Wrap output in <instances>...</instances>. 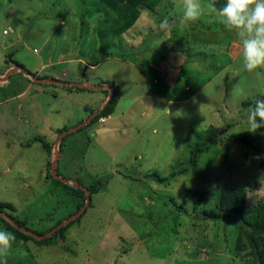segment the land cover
Segmentation results:
<instances>
[{
	"label": "rangeland",
	"instance_id": "374dc122",
	"mask_svg": "<svg viewBox=\"0 0 264 264\" xmlns=\"http://www.w3.org/2000/svg\"><path fill=\"white\" fill-rule=\"evenodd\" d=\"M199 2L203 15L186 24L184 0H0V201L36 232L87 207L50 245L0 219L15 235L0 264H258L249 246L235 249L238 216L205 214L224 186L246 188L249 206L264 199L256 157L217 146L198 175L174 174L189 164L194 129H248L242 101L264 97V66L244 69L237 34L213 0ZM111 84L122 92L114 113L61 142L104 106ZM52 173L100 189L84 199Z\"/></svg>",
	"mask_w": 264,
	"mask_h": 264
},
{
	"label": "trees",
	"instance_id": "16d2710c",
	"mask_svg": "<svg viewBox=\"0 0 264 264\" xmlns=\"http://www.w3.org/2000/svg\"><path fill=\"white\" fill-rule=\"evenodd\" d=\"M104 1V0H102ZM216 5V9L222 8L226 0H213ZM116 9V7H114ZM100 16H104L100 14ZM99 17V16H98ZM107 22L110 21L105 17ZM12 28L8 26V28ZM3 33L5 34V30ZM13 29V28H12ZM93 65V64H92ZM16 66L20 68V71H23L27 75L29 72L21 63L16 61ZM94 66V65H93ZM34 79H46L47 77H42L40 75H33ZM54 79V78H52ZM57 80V79H56ZM39 81V80H38ZM78 86V89H93L90 86H84L81 84H74ZM105 87V86H100ZM117 86L111 84L108 88L111 89V96L108 101L104 104L103 107L97 110L94 116H92L91 121L84 122L80 127H76L73 130H68V128H64L61 132L66 131V135L62 137L60 140L63 142L70 131H81L88 126H92L97 121L112 115L115 111V107L118 104L119 98L121 96L120 89L116 88ZM71 89L74 87L71 86ZM109 93V92H108ZM259 99H264L261 97ZM255 100H243L242 108L246 109L245 113H249L250 109L254 106ZM241 108V109H242ZM245 113H242L245 114ZM66 129V130H65ZM193 134L196 136L197 141L193 145V148L190 152L189 164L186 167L175 170V175H180L187 172H193L195 175H198V167L200 162V157L203 153L211 151L213 148L217 146H221L225 149L226 157H228L230 153V148L232 144H238L244 150L246 156L252 155L256 157L259 165L264 167V128H260L257 132L252 133L247 131V129L232 131L226 135L221 133V128L217 124L212 123L203 133L202 131L193 130ZM194 136V137H195ZM49 148V147H48ZM51 167V166H50ZM55 168V167H54ZM55 183L58 186H63L70 192L75 193L77 196H80L85 199L87 195H91L92 193L98 192L100 189L99 182H94L87 186L85 189L82 188L80 183L74 184L73 187L69 186L64 177L52 173L50 175ZM161 179L165 180L164 177ZM248 190L246 188L235 187V186H224L220 189L219 200L215 209L206 210L205 214L208 218L213 219H222L223 217H231L238 216V235L236 238V246L235 249L237 251L243 250L246 246L251 248L252 255L254 257V261L258 264H264V199L260 200L258 203L253 206H249L248 204ZM177 208L184 209L183 206L175 204ZM13 209L14 206L12 203L0 201V219L3 220L8 228L14 232L18 237L24 240H33L34 242L44 245V244H53V241L61 237L63 238L65 232L75 221L78 220L86 210L82 211L77 217H68L64 221H59L54 227H52L49 232H36L29 229L27 225V221L20 219L17 216H14L12 213L7 212V209ZM87 208V207H86ZM11 218V220L8 219ZM50 233L49 235H47ZM44 236V237H40Z\"/></svg>",
	"mask_w": 264,
	"mask_h": 264
},
{
	"label": "clouds",
	"instance_id": "9594fccd",
	"mask_svg": "<svg viewBox=\"0 0 264 264\" xmlns=\"http://www.w3.org/2000/svg\"><path fill=\"white\" fill-rule=\"evenodd\" d=\"M215 10L214 2L208 5ZM203 15L199 0H184L183 21L195 22ZM219 17L224 28L235 32L242 43L243 68L252 72L264 66V0H226L219 9ZM169 22L165 18L161 28L167 29ZM247 131L252 133L264 128V99H257L247 115ZM15 240V235L0 230V254L6 252Z\"/></svg>",
	"mask_w": 264,
	"mask_h": 264
},
{
	"label": "water",
	"instance_id": "95a60500",
	"mask_svg": "<svg viewBox=\"0 0 264 264\" xmlns=\"http://www.w3.org/2000/svg\"><path fill=\"white\" fill-rule=\"evenodd\" d=\"M21 70V69H20ZM16 70L14 69V70H12V71H10L7 75H6V77H4V78H6V79H8L9 78V75L12 73V72H15ZM91 119L92 118H90L87 122H89V121H91ZM78 127H80V126H78ZM73 130V129H72ZM67 133V132H66ZM66 133H63V134H61V136H60V140L62 139V137L66 134ZM86 207H84L83 208V210L85 209ZM83 210H81L80 212H79V214L83 211ZM78 216V215H77ZM77 216H75V217H77ZM50 233H48L47 235H49ZM41 238L42 237H44V236H40Z\"/></svg>",
	"mask_w": 264,
	"mask_h": 264
},
{
	"label": "built area",
	"instance_id": "2783aa9c",
	"mask_svg": "<svg viewBox=\"0 0 264 264\" xmlns=\"http://www.w3.org/2000/svg\"><path fill=\"white\" fill-rule=\"evenodd\" d=\"M11 31H13V29L9 27L8 29L5 30V34H8V33H10Z\"/></svg>",
	"mask_w": 264,
	"mask_h": 264
},
{
	"label": "bare ground",
	"instance_id": "6f19581e",
	"mask_svg": "<svg viewBox=\"0 0 264 264\" xmlns=\"http://www.w3.org/2000/svg\"><path fill=\"white\" fill-rule=\"evenodd\" d=\"M86 209H87V208H85L84 210H86ZM84 210H83V211H84Z\"/></svg>",
	"mask_w": 264,
	"mask_h": 264
}]
</instances>
